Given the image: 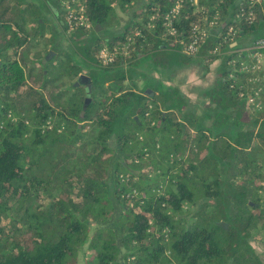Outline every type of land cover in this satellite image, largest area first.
I'll return each instance as SVG.
<instances>
[{
    "label": "trees",
    "instance_id": "obj_1",
    "mask_svg": "<svg viewBox=\"0 0 264 264\" xmlns=\"http://www.w3.org/2000/svg\"><path fill=\"white\" fill-rule=\"evenodd\" d=\"M82 3L96 40L48 69V48L27 59L45 34L40 7L0 0V264H264L251 245L256 230L264 234V95L262 110L247 109L252 75L231 47L242 35L264 37V7L250 24L249 0H199L170 37L163 18L175 0ZM117 10L130 17L115 33ZM217 14L183 63L208 71L221 60L208 126L179 89L139 90L133 64L162 48L182 54L192 26ZM59 16L65 25L61 8ZM231 26L237 33L224 42ZM130 42L129 57L100 65L103 46ZM75 56L104 74L89 72V95L84 83L67 86L84 70Z\"/></svg>",
    "mask_w": 264,
    "mask_h": 264
},
{
    "label": "crops",
    "instance_id": "obj_2",
    "mask_svg": "<svg viewBox=\"0 0 264 264\" xmlns=\"http://www.w3.org/2000/svg\"><path fill=\"white\" fill-rule=\"evenodd\" d=\"M31 2L40 7L39 12L41 16L43 15L45 8L47 7L51 15L49 16L51 19H53V21L50 19V23H53V25L56 26V29L54 30V44L53 47H49L53 49H50L47 56L52 53L54 54L53 57H56L58 54L64 51L69 53L80 46L87 45L91 41V36L89 34H81V36L76 35L75 38L72 40H69L65 37V25L59 20L60 7L59 10H57L58 6L56 5V0H33ZM117 13L119 23L115 27V30L111 31L115 33H118L123 28V26L128 22L130 17L129 14L121 13L119 10H117ZM93 36L95 35H92V37ZM255 41L256 38L253 35H242L235 43L232 44L231 47L234 48L235 52L238 55H242L244 59H249V57L251 56L249 49L252 47ZM67 47H69V50L66 49ZM59 48L61 50H59ZM164 50L165 49L162 48L159 51ZM159 51L152 52L144 56L139 55L138 58L135 60L134 63L137 64L135 66V69L137 70L138 74L135 80L136 87L139 90L146 89V84L148 82H145L141 76L148 74L146 75V77L149 78L151 81L155 82L156 84L161 85L164 91H169L175 88L179 89V91L189 102L190 106L194 109L195 116L198 119H202L204 121V124L209 126L211 122H207L205 120L204 113L207 108L215 107L211 96L208 95V92L211 91L215 87L217 82L220 80L219 68L221 65V60L217 59L212 62V64H210L209 66L208 71L204 70L196 60L188 65L182 66L181 68H177L176 66H167V70H163L159 65L156 64V62H154V60L156 61L157 57L148 59L147 61L145 60L146 57L150 58ZM246 55H248V57ZM27 56V59L30 60V55ZM77 57L79 58V56ZM46 58L44 60H46ZM142 61H146L144 67L142 66L143 64L140 65ZM79 62L83 64H80V66L84 69L81 74L85 73L86 76L89 77V72L91 70H96V67L90 66L89 64H85L80 60V58ZM129 66V62H122L120 68L126 70ZM79 78L80 76L78 77V80ZM124 84L127 85L128 83L125 82ZM146 93H152V89L146 90Z\"/></svg>",
    "mask_w": 264,
    "mask_h": 264
},
{
    "label": "built area",
    "instance_id": "obj_3",
    "mask_svg": "<svg viewBox=\"0 0 264 264\" xmlns=\"http://www.w3.org/2000/svg\"><path fill=\"white\" fill-rule=\"evenodd\" d=\"M249 4L251 8H253V10L249 11L248 16L245 20L249 21V23L252 24L257 19L254 8L264 7V0H249ZM61 5L62 10L65 12V26L67 30H70L71 32H75L78 30L87 32L93 31L94 25L86 15V9L84 4L82 3V0H63L61 1ZM186 5H190L195 9H199V0H175L174 5L165 14L163 18V25L166 34L170 37H176L179 34L177 25L182 10ZM243 15L244 14L238 15L237 19L241 20V17ZM217 22L218 14L209 23L206 22L193 25L190 30L188 40L182 48V53L188 56L196 55L199 52L201 44L210 35V31L218 25ZM236 33L237 31L233 26L229 27L228 29H226L223 35V41H232ZM131 44L132 43L130 42V44L128 45L115 46L113 48L103 46L98 53V60L100 65L102 67H110L114 65V63L120 57H129V47ZM249 52L251 53L249 61H246V59L240 60V68L241 71L252 75V77L249 79V82L254 86L253 88L255 89V95L254 97L250 96L248 99V102L252 103L258 95H264V75H262L261 78H257L254 75L255 71L261 69L260 63L264 62L258 60H264V37L257 39L249 49ZM237 62L238 60H234L233 65H235ZM241 95L243 96V94ZM258 110H262V106H258ZM152 176L153 175H151V177ZM130 195L135 196L137 195V193L133 191V193H131Z\"/></svg>",
    "mask_w": 264,
    "mask_h": 264
},
{
    "label": "rangeland",
    "instance_id": "obj_4",
    "mask_svg": "<svg viewBox=\"0 0 264 264\" xmlns=\"http://www.w3.org/2000/svg\"><path fill=\"white\" fill-rule=\"evenodd\" d=\"M28 1L31 2L33 0H28ZM61 1H63V0H61ZM61 1H60V5L59 6L62 9ZM57 10H59V7H58ZM49 15H50L49 10L46 7L43 15L41 16V19L45 22V25H46L45 26V34H44V37H43V41H40L41 42L40 43L39 41L37 42V41L34 40L35 41V44H34L35 45V48H32V50L27 53V55H30L29 56L30 60L36 59V57L39 56V54H41V52H42L41 50L42 49L48 48L49 49L48 51H50V49L51 50L53 49V48H49V47H53V44H54L53 42L55 40V33H54L55 31L54 30L56 29V26L53 25V23H50V19H51L50 16L51 15L50 16ZM51 20L53 21V19H51ZM91 34L94 35L93 34V31H91L89 33V35L91 36V43H93L96 40V37H95L96 35L92 37ZM105 34L107 35V30H105ZM65 37L67 39H69V40H72V39L75 38V32H71L70 30H66L65 31ZM41 44H43V45H41ZM66 49L69 50V47H67ZM76 49H78V48H76ZM59 50H61V49L59 48ZM70 53L73 54L72 51L69 52V53H67L66 51H64V52L58 54L56 57H52L50 60H48V64L46 63L47 65L46 64H43V61L44 60H42V64L44 66L48 67V69L57 68V67L60 66V61L61 60H64L65 61L67 59V57H69L68 55ZM237 56H238L237 58L239 60H243L244 59V57L242 55H237ZM246 56L248 57V55H246ZM155 57H157V58H156V61L154 60V62H156V64L159 65L161 67V69H163V70H167V66L168 67H170V66H176L177 68H181L184 65L183 63L185 62V59H186L185 58L186 55L184 53L181 54L178 51H174V50L168 51V50H166V51H159L158 53H156L155 55H153L150 58L149 57H146L145 60L147 61L148 59L155 58ZM74 60H75V62H77L79 64V66H80V64L83 65L82 63L79 62V58L77 56H75ZM246 60L249 61V59H246ZM258 60L259 61H264V60H261V59H258ZM146 61H142V63L140 65L143 64L142 66L144 67V64L146 63ZM30 65H31V63H30ZM32 65H33V63H32ZM133 65L135 67L137 64L134 63ZM260 66H261V69L254 72V75L257 78H261L262 75H264V62L260 63ZM95 72L97 74V75H95V77L97 76L96 77L97 81H101L102 78L104 77V74L102 73V69H98L96 67ZM131 73H132V71H131ZM81 75H86V74L83 73ZM146 75H148V74H146ZM146 75H142L141 76L142 79L145 82H148L146 84V89L145 90H149V89H152V88L154 90H156V88H159L160 89L162 87L161 85H158L155 82L151 81L149 78L146 77ZM78 81L79 80L76 79L74 82H71V83L69 82L67 84L68 88L69 87H72L71 85L73 83H74L73 86H76V83ZM63 86H64V83H61V85H59V87H62V88H63ZM65 87H66V83H65ZM69 90H71V89L69 88ZM158 93H159V91H158ZM257 97H259V95ZM169 104L172 106L173 109H175L176 111H178L177 109L180 107V105H179L178 102H176V103L175 102L174 103L172 102V103H169ZM258 106L261 107V105H258L256 103V99L252 103L251 102H248L247 103V109L250 110V111H252V112H257L258 111ZM225 177H227V175H225L224 178ZM235 181H237V180H235ZM251 245L255 249L256 253L264 261V234H263V231H261V230L258 229V230H256L254 232L253 239L251 241ZM80 259H81L80 264H82L83 263L82 257Z\"/></svg>",
    "mask_w": 264,
    "mask_h": 264
},
{
    "label": "water",
    "instance_id": "obj_5",
    "mask_svg": "<svg viewBox=\"0 0 264 264\" xmlns=\"http://www.w3.org/2000/svg\"><path fill=\"white\" fill-rule=\"evenodd\" d=\"M97 31L101 29V27L99 25L96 26ZM54 56V54H49L46 58V60L43 61V63H47V60H50L52 57ZM85 85V89H86V93L89 95L91 92V84H90V79L88 76L86 75H80L79 81L76 83V86L83 84ZM90 99L87 98L86 102H85V107H87V105L89 104ZM84 114V113H83ZM220 226L225 227L226 229L228 228V225L226 223H220Z\"/></svg>",
    "mask_w": 264,
    "mask_h": 264
}]
</instances>
